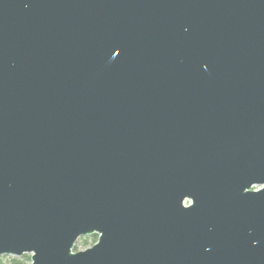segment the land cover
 <instances>
[{"label":"water","instance_id":"95a60500","mask_svg":"<svg viewBox=\"0 0 264 264\" xmlns=\"http://www.w3.org/2000/svg\"><path fill=\"white\" fill-rule=\"evenodd\" d=\"M25 254L264 264V0H0V257Z\"/></svg>","mask_w":264,"mask_h":264},{"label":"trees","instance_id":"16d2710c","mask_svg":"<svg viewBox=\"0 0 264 264\" xmlns=\"http://www.w3.org/2000/svg\"><path fill=\"white\" fill-rule=\"evenodd\" d=\"M98 235L92 234L88 236L81 237L76 246L75 251L79 249V246H89L93 245L97 242ZM31 263V255L25 254L22 257H12V256H2L0 257V264H30Z\"/></svg>","mask_w":264,"mask_h":264},{"label":"snow or ice","instance_id":"6c2138e0","mask_svg":"<svg viewBox=\"0 0 264 264\" xmlns=\"http://www.w3.org/2000/svg\"><path fill=\"white\" fill-rule=\"evenodd\" d=\"M197 204H198V200H196L192 204L186 206V208L184 210L189 211V212L194 211Z\"/></svg>","mask_w":264,"mask_h":264},{"label":"rangeland","instance_id":"374dc122","mask_svg":"<svg viewBox=\"0 0 264 264\" xmlns=\"http://www.w3.org/2000/svg\"><path fill=\"white\" fill-rule=\"evenodd\" d=\"M189 202H187V204H188ZM92 245H89V246H79V249H78V251H80V250H84V249H86V248H88V247H91ZM12 257H14V256H12ZM31 264V263H30Z\"/></svg>","mask_w":264,"mask_h":264},{"label":"flooded vegetation","instance_id":"af4514ba","mask_svg":"<svg viewBox=\"0 0 264 264\" xmlns=\"http://www.w3.org/2000/svg\"><path fill=\"white\" fill-rule=\"evenodd\" d=\"M186 204H187V202H186ZM189 204V203H188Z\"/></svg>","mask_w":264,"mask_h":264}]
</instances>
